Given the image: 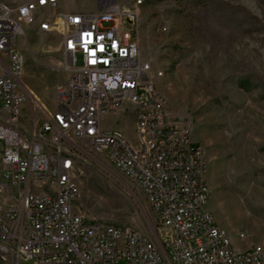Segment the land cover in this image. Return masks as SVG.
<instances>
[{
  "label": "built area",
  "instance_id": "1",
  "mask_svg": "<svg viewBox=\"0 0 264 264\" xmlns=\"http://www.w3.org/2000/svg\"><path fill=\"white\" fill-rule=\"evenodd\" d=\"M60 0H0V262L264 264L236 247L206 210L202 147L158 91L141 50V7L61 10ZM59 37L66 83L49 107L25 80L19 37ZM135 118L133 142L119 118ZM22 119H25L22 122ZM105 159L152 213L146 230L91 220L74 208L79 162ZM163 231H165L163 233Z\"/></svg>",
  "mask_w": 264,
  "mask_h": 264
},
{
  "label": "rangeland",
  "instance_id": "2",
  "mask_svg": "<svg viewBox=\"0 0 264 264\" xmlns=\"http://www.w3.org/2000/svg\"><path fill=\"white\" fill-rule=\"evenodd\" d=\"M139 1L142 55L152 73L162 72L155 83L171 114L189 125L204 151L210 191L205 208L236 247L260 245L264 254V0ZM133 2L60 0L59 8ZM19 44L27 84L53 107L55 88L69 75L59 37L27 27ZM134 121L119 118L113 126L135 142ZM78 165L81 192L74 208L91 220L145 232L146 218L152 220L145 196L136 203L126 190L130 182L108 160Z\"/></svg>",
  "mask_w": 264,
  "mask_h": 264
},
{
  "label": "bare ground",
  "instance_id": "3",
  "mask_svg": "<svg viewBox=\"0 0 264 264\" xmlns=\"http://www.w3.org/2000/svg\"><path fill=\"white\" fill-rule=\"evenodd\" d=\"M143 4V2L142 1H139V6H141Z\"/></svg>",
  "mask_w": 264,
  "mask_h": 264
}]
</instances>
